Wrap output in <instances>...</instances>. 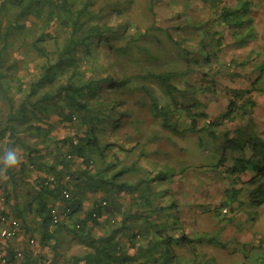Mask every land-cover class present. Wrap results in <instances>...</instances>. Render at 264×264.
<instances>
[{
  "label": "rangeland",
  "instance_id": "rangeland-1",
  "mask_svg": "<svg viewBox=\"0 0 264 264\" xmlns=\"http://www.w3.org/2000/svg\"><path fill=\"white\" fill-rule=\"evenodd\" d=\"M243 1L65 0L60 7L61 0H39L34 10L17 21L14 17L18 7L0 8V69L6 73L5 82L16 93L17 101L39 79L43 66L54 63L70 40L80 34L100 35V42L93 47L89 58L82 50L83 43L77 53L83 59L82 69L92 57V61L104 67L103 77L110 74L113 79L123 81L118 90L108 89L109 85L105 84L106 90L87 98L113 107L107 108L117 124L102 135V140L115 143L107 159L117 163L115 169L129 168L122 177L127 182L164 172L165 179L151 184L162 191L159 205H175L169 216L174 219L176 212L179 221L173 234L182 231L200 239L188 245L178 244L175 250L180 258L174 264H264V198L261 204L251 203L253 186L246 182L254 171L250 168L237 178L226 172L233 156L241 154L240 151L228 153L226 161L217 164L224 132L233 136L234 129L239 127L242 135L263 140L260 129L264 127V0H246L251 20L237 30L218 19L222 6L236 7ZM246 33L250 35L248 40L241 42L240 37ZM211 37L220 38L219 47ZM204 51L216 52V56L211 54L210 63L204 60ZM165 72L177 88L175 95L179 102L193 103L195 99L199 102L191 109L197 114L195 131L189 128L190 113L175 108L166 90L151 76ZM258 75L260 78L250 93L256 101L253 113L250 116L237 113L233 120L215 128L217 138L210 137L204 128L208 119L219 118L230 99L240 101L232 90L251 88ZM58 79L62 80L60 76ZM153 101L170 110V120L176 121L182 132H171L161 125L160 117L151 110ZM200 112L208 116H199ZM77 116L74 113L71 121L56 122L53 134L61 137L74 131L82 133L84 125ZM50 117L55 119L57 115ZM22 136L29 139L26 134ZM21 150L15 148L16 152ZM244 150L250 155L248 147ZM3 185L0 181V187ZM232 186L242 188L238 195L240 204L219 206L226 198L225 190ZM8 194L15 198L11 192ZM101 195L93 194L85 202L86 209H91L93 202H100ZM21 196L17 194L16 199L23 200ZM113 198L120 211L133 202L126 190H119ZM5 204L8 205L6 200ZM225 207L227 211L223 212ZM117 214L113 219L111 212L105 213L103 227L96 226L95 232L100 234L112 225H119L121 214L119 211ZM27 222L32 223L30 217ZM65 223L69 226L72 220ZM31 226L23 239L24 242L30 237L35 239L30 260L48 255L44 251L52 252L53 243L71 254L83 249L64 228L55 229L56 236L42 245L38 225ZM135 229L132 221L120 234L124 246H128V236ZM245 233L253 237L245 241ZM14 238L8 241L11 243Z\"/></svg>",
  "mask_w": 264,
  "mask_h": 264
},
{
  "label": "trees",
  "instance_id": "trees-1",
  "mask_svg": "<svg viewBox=\"0 0 264 264\" xmlns=\"http://www.w3.org/2000/svg\"><path fill=\"white\" fill-rule=\"evenodd\" d=\"M63 2L65 0H61L60 7ZM38 4L39 0H3L0 8L18 7L19 11L14 17L17 21L34 10ZM248 8L246 0L238 2L236 7L222 6L218 13L219 22L237 30L251 20L247 15ZM246 34L240 37L241 42L248 40L250 35ZM99 40L100 35L86 34L77 35L70 40L54 63L43 66L39 79L30 84L28 91L22 93L18 101L16 93L5 82L6 73L0 69V178L5 179V185L12 187L15 199L17 194L23 198L13 202L12 195L6 194L8 210L4 209L3 213L18 219L25 232L32 229V224H37L39 242L42 245H47L56 236L55 229L64 228L69 231L83 248L69 256L70 264H174L180 258L175 250L178 244L188 245L200 239L189 237L182 231L173 234L179 223L176 212L174 219L169 217L175 205H159L158 197L162 191L156 190L151 184L152 181L165 179L164 172L158 171L153 177L127 182L122 177L128 173L129 168L115 169L117 163L108 161V152L115 143L102 140V135L117 124L109 110L113 107L87 98L106 90L105 84L109 85L108 89L118 90L123 81L113 79L110 74L103 77L104 67L92 61V57L86 61L87 67L82 69L83 59L77 53L78 46L83 43L82 50L89 58ZM211 41L218 47L221 44L219 37H211ZM37 48L40 47L37 45ZM211 54L216 56V52L207 51L203 57L208 63L212 61ZM89 71L92 75H89ZM65 73L67 74L62 76ZM59 76L62 80L58 79ZM151 76L166 90L175 108H183L190 113L189 128L195 131L197 114L191 109L199 102L196 99L193 103L179 102L175 95L177 88L169 82L171 76L168 73ZM259 78L260 75L252 81L251 88L232 90L241 99H230L219 118L208 119L204 128L210 137L217 138L215 128L226 120H233L237 113L242 116L253 113L256 101L250 93ZM45 86L46 89L40 92ZM34 95H37L35 99ZM152 103L151 110L160 117L163 127L171 132H182L179 124L170 120L171 113L168 108H162L154 101ZM54 113L57 115L55 119L50 117ZM74 113H77L78 120L84 125L82 133L74 131L72 135H54L52 130L55 123L71 121ZM198 115L205 118L208 116L204 112ZM249 121L251 122L250 117ZM240 129L235 128L233 136L223 133L222 152L217 164L222 165L228 153L240 151L241 154L233 156L226 172L237 178L251 168L254 174L246 181L253 186L250 201L261 204L264 198V140L257 136L242 135ZM23 134L29 139L25 140ZM18 147L22 150L16 152L15 148ZM247 147L250 155L245 154L244 149ZM9 150L15 151L19 162L16 166L6 168L4 157ZM119 190H126L133 201L130 207L121 209L122 211L113 198ZM241 191V187L234 186L226 189V198L219 206H230L239 201L238 195ZM93 194H102L103 197L100 202H93L92 208L87 210L85 202ZM54 205H59L61 212L67 214L70 222L72 220L71 225L68 226L64 219L53 223L51 209ZM118 211L121 214L119 225H112L97 234L94 229L96 226L103 227L106 220L103 215L111 212V217H115ZM81 213L82 217L79 216ZM29 217L32 223L27 222ZM132 221L137 229L128 236V246H124L119 236ZM52 247L57 252L59 244L53 243ZM130 248L135 249L130 251ZM39 257L43 259L36 260L39 264L46 262L45 257ZM28 258V254L25 255V264L29 263Z\"/></svg>",
  "mask_w": 264,
  "mask_h": 264
},
{
  "label": "crops",
  "instance_id": "crops-1",
  "mask_svg": "<svg viewBox=\"0 0 264 264\" xmlns=\"http://www.w3.org/2000/svg\"><path fill=\"white\" fill-rule=\"evenodd\" d=\"M260 130L262 131V134H263L262 137L264 140V127H261ZM0 181H1V183L4 182V185L2 187H0V199H3V201H4L3 207L5 208V210H8V205L5 204V200H6L5 197L6 196L3 193L5 191H6L5 194H8L10 192L13 193L12 189H11L12 187L9 184L5 185V179L4 178H0ZM263 197H264V193H263ZM11 201L14 202V201H16V199L12 196ZM237 202H236V204H237ZM245 204H244V206H245ZM241 205H242V202H241ZM249 205H250V203H249ZM258 217L262 221V216H261L260 212L258 213ZM25 233H30V232L29 231L25 232V230H23V231L21 230L19 235L15 236V238L13 239V241L11 243L8 240H7V242H9V243H7V242L4 243L5 239L0 238V243H1L0 252L6 253V255L9 257V264H25V262H26L25 255L27 256V254L29 256L28 259H31L30 258L31 254H32L31 252L33 251V247H34L32 245H34V244H29L27 240H26V242L23 241ZM245 236H246L244 238L245 241H248L250 238L253 237V235L251 233H245ZM10 244H12V245H10ZM41 247H43V246H41ZM61 249L58 248V252H55L54 250H52V252H51L49 249L46 252L44 251V253L45 254L47 253L48 255L45 256L46 262H44L42 264H70L68 261H69V256L71 255V253H67L66 249L65 250L64 249L61 250ZM18 251L22 252L21 256L17 255ZM41 256H43V255H41ZM32 260H34V259H32Z\"/></svg>",
  "mask_w": 264,
  "mask_h": 264
},
{
  "label": "built area",
  "instance_id": "built-area-1",
  "mask_svg": "<svg viewBox=\"0 0 264 264\" xmlns=\"http://www.w3.org/2000/svg\"><path fill=\"white\" fill-rule=\"evenodd\" d=\"M59 205H54L51 209V216L53 223L62 221L63 219L67 221V214L58 208ZM3 199H0V238L10 239L17 236L20 233L21 226L18 219L10 217L9 215L3 213ZM227 208H223V212H226ZM29 244L35 243V239L30 237L28 239ZM18 256L22 255L21 251L17 252ZM0 264H9V257L6 253L0 252ZM28 264H39L35 259L30 260Z\"/></svg>",
  "mask_w": 264,
  "mask_h": 264
},
{
  "label": "clouds",
  "instance_id": "clouds-1",
  "mask_svg": "<svg viewBox=\"0 0 264 264\" xmlns=\"http://www.w3.org/2000/svg\"><path fill=\"white\" fill-rule=\"evenodd\" d=\"M18 157L14 150H9L4 157V164L6 168L16 166L18 164Z\"/></svg>",
  "mask_w": 264,
  "mask_h": 264
}]
</instances>
